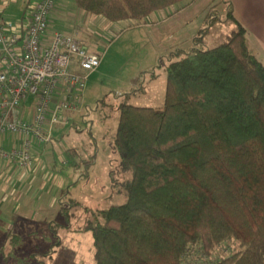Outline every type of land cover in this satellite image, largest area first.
<instances>
[{
	"label": "trees",
	"instance_id": "16d2710c",
	"mask_svg": "<svg viewBox=\"0 0 264 264\" xmlns=\"http://www.w3.org/2000/svg\"><path fill=\"white\" fill-rule=\"evenodd\" d=\"M73 1L137 23L182 0ZM230 7L226 40L175 52L163 104H131L132 92L119 103L113 147L127 200L85 226L95 264H192L215 253V264H264V65Z\"/></svg>",
	"mask_w": 264,
	"mask_h": 264
},
{
	"label": "rangeland",
	"instance_id": "374dc122",
	"mask_svg": "<svg viewBox=\"0 0 264 264\" xmlns=\"http://www.w3.org/2000/svg\"><path fill=\"white\" fill-rule=\"evenodd\" d=\"M68 2V23L51 19V27L73 33L101 62L89 76L69 121L54 125L45 148L35 149L44 175L31 188L43 193L40 205L32 210L27 197V212L18 213L16 228L2 237L0 264H95L92 233L84 228L101 210L127 200L120 185L126 175L113 147L119 103L132 92L131 104H163L167 66L179 58L175 52L196 45L213 47L226 40L234 27L227 0H182L137 23L110 22L96 15L98 20L91 23L87 19L91 14L73 0ZM28 5L12 3L7 12L16 15L10 18L19 21L26 7L30 14ZM217 258V253L196 254L189 260L215 264Z\"/></svg>",
	"mask_w": 264,
	"mask_h": 264
},
{
	"label": "built area",
	"instance_id": "2783aa9c",
	"mask_svg": "<svg viewBox=\"0 0 264 264\" xmlns=\"http://www.w3.org/2000/svg\"><path fill=\"white\" fill-rule=\"evenodd\" d=\"M57 1L30 4L25 23L4 19L0 7V158L28 171L35 148L78 109L101 62L73 33L51 27Z\"/></svg>",
	"mask_w": 264,
	"mask_h": 264
},
{
	"label": "crops",
	"instance_id": "0c3cea01",
	"mask_svg": "<svg viewBox=\"0 0 264 264\" xmlns=\"http://www.w3.org/2000/svg\"><path fill=\"white\" fill-rule=\"evenodd\" d=\"M35 1L37 0H0L2 17L6 20L13 21L10 17L15 16L16 13L12 11H9V13L7 12L12 3H29V7L30 3H34ZM227 1L231 4L230 8L232 9L233 17L246 29V37L251 50L264 65V0ZM66 3H69L68 0L57 1L56 8L50 15V19H52L53 22H62L65 25L68 23V21H66L68 19L66 17ZM26 8L22 16L20 18L18 16L19 21L15 22V20L13 21L14 23H25L27 21L29 14ZM87 19L91 21V23H95L98 20L95 19L93 15L87 17ZM163 19L165 18H162V20ZM99 22L105 23L102 19ZM31 115L32 113L30 109H28L27 116L30 117ZM6 146L10 147L9 144H6ZM43 146L44 143L37 147L43 148ZM37 147L35 148L36 150ZM36 152L37 151H34V156L36 158L35 165L29 171L0 158V255L4 253L2 248V237L12 233L16 228V216L21 215L22 212L24 214L27 212L28 204H25L27 197H30L32 201V210L40 205V198L43 193L39 188H35V191L32 189L34 188L35 181L42 179L44 175V168H40L38 158L35 154Z\"/></svg>",
	"mask_w": 264,
	"mask_h": 264
}]
</instances>
